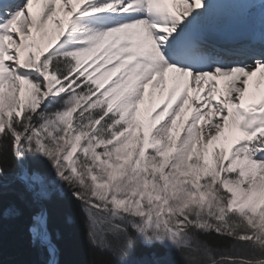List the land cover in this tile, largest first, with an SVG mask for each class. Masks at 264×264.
Listing matches in <instances>:
<instances>
[{
	"label": "snow or ice",
	"instance_id": "6c2138e0",
	"mask_svg": "<svg viewBox=\"0 0 264 264\" xmlns=\"http://www.w3.org/2000/svg\"><path fill=\"white\" fill-rule=\"evenodd\" d=\"M57 195L88 264H264V0H0V224L42 264Z\"/></svg>",
	"mask_w": 264,
	"mask_h": 264
},
{
	"label": "trees",
	"instance_id": "16d2710c",
	"mask_svg": "<svg viewBox=\"0 0 264 264\" xmlns=\"http://www.w3.org/2000/svg\"><path fill=\"white\" fill-rule=\"evenodd\" d=\"M9 200L18 201L17 186L11 183L6 189L5 203ZM53 208L55 224L64 238L62 259L66 264H88V250L83 228L77 219L76 202L69 197L57 195L53 200ZM67 216H72L76 222L67 225ZM137 251L144 254L148 250L141 247ZM43 259L40 250L34 248L28 239L27 212L5 218L0 224V264H42Z\"/></svg>",
	"mask_w": 264,
	"mask_h": 264
},
{
	"label": "rangeland",
	"instance_id": "374dc122",
	"mask_svg": "<svg viewBox=\"0 0 264 264\" xmlns=\"http://www.w3.org/2000/svg\"><path fill=\"white\" fill-rule=\"evenodd\" d=\"M142 255H143V253L137 251V257H140Z\"/></svg>",
	"mask_w": 264,
	"mask_h": 264
},
{
	"label": "bare ground",
	"instance_id": "6f19581e",
	"mask_svg": "<svg viewBox=\"0 0 264 264\" xmlns=\"http://www.w3.org/2000/svg\"><path fill=\"white\" fill-rule=\"evenodd\" d=\"M226 8L228 7V6H225Z\"/></svg>",
	"mask_w": 264,
	"mask_h": 264
}]
</instances>
